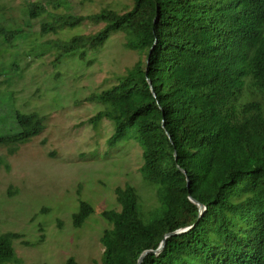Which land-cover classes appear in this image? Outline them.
Instances as JSON below:
<instances>
[{
	"label": "trees",
	"instance_id": "obj_1",
	"mask_svg": "<svg viewBox=\"0 0 264 264\" xmlns=\"http://www.w3.org/2000/svg\"><path fill=\"white\" fill-rule=\"evenodd\" d=\"M61 7L63 0L30 2L25 25H38L41 37L85 21L102 26L68 41L33 43L42 50L32 48L26 57L53 53L55 62L69 56L83 61L117 32L127 50L145 56L86 99L103 106L87 123L113 126L109 149L131 140L138 145L139 174L156 197L145 211L134 186L114 190L118 208L100 213L108 224L100 236V264H136L165 234L188 227L141 264H264V0H132L122 13L102 9L88 16L55 12ZM28 37L20 26L0 23V54L11 48V64L18 66L14 42ZM14 118L16 133L0 135L7 155L46 127L35 112H15ZM189 196L206 206L201 217ZM93 212L80 202L73 226L81 228ZM19 237L0 235V264L20 263L13 246ZM64 264L77 263L70 258Z\"/></svg>",
	"mask_w": 264,
	"mask_h": 264
},
{
	"label": "rangeland",
	"instance_id": "obj_2",
	"mask_svg": "<svg viewBox=\"0 0 264 264\" xmlns=\"http://www.w3.org/2000/svg\"><path fill=\"white\" fill-rule=\"evenodd\" d=\"M33 1L43 0H0V6H4L0 23L20 26L29 33L28 39L14 42L18 66L11 64V48L0 54V135L16 133L15 112H35L45 118L46 125L14 155H7L6 148L0 147L4 163L0 165V235H21L13 242L20 263L9 264H64L70 258L77 264H100V236L108 228L100 213L118 208L114 190L127 184L134 186L145 211L156 205V197L154 188L146 186L139 174L143 159L138 145L131 140L109 149L106 141L113 126L103 120L92 128L87 121L103 106L86 99L117 83L145 56L127 50L122 33L117 32L83 61L69 56L55 62L53 53L26 57L25 52L32 48L42 50L33 43L68 41L75 35L96 33L102 26L85 21L41 37L38 25H25L24 8ZM63 1L66 7L55 12L80 16L102 9L122 13L132 5V0ZM37 20L40 24L44 18ZM87 61L92 64L88 66ZM80 202L90 204L94 212L81 228H75L72 216Z\"/></svg>",
	"mask_w": 264,
	"mask_h": 264
},
{
	"label": "water",
	"instance_id": "obj_3",
	"mask_svg": "<svg viewBox=\"0 0 264 264\" xmlns=\"http://www.w3.org/2000/svg\"><path fill=\"white\" fill-rule=\"evenodd\" d=\"M148 82H149V85H150V87H151V82H150V81H148ZM150 89H151V93H152V95L155 97V93H154L153 88L151 87ZM162 126H163V125H162ZM180 170H181V169H180ZM181 172H182L183 174H186L184 170H181ZM186 181H187V184H189V180H188V178H186ZM189 200H190V202H192L194 205L197 206V208H198V217H201V216L203 215V213L205 212V210H206V206L203 205V204H201L200 202L194 200V199H193L192 197H190V196H189ZM189 229H191V227L184 228V229H180V230H177V231H175V232H171V233H167V234H165L164 237H163V239L161 240V242H160L158 248H157L156 250H146V251H144V252L139 256V258H138L136 264H141L142 261H143V259H144V257H145L147 254H149V253H154L155 255H159V254L162 252V250L164 249V247H165V241H166L167 238H169V237H171V236H173V235H178V234H182V233H184V232H187Z\"/></svg>",
	"mask_w": 264,
	"mask_h": 264
}]
</instances>
